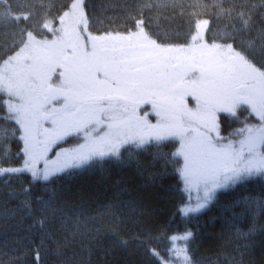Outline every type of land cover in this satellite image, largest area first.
Returning a JSON list of instances; mask_svg holds the SVG:
<instances>
[{
    "label": "snow or ice",
    "instance_id": "obj_1",
    "mask_svg": "<svg viewBox=\"0 0 264 264\" xmlns=\"http://www.w3.org/2000/svg\"><path fill=\"white\" fill-rule=\"evenodd\" d=\"M0 4L8 5L0 10V23L30 19L28 14H15L10 0ZM66 7L58 17L59 28L50 27L48 19L43 21L54 39H36L32 31L21 28L27 39L0 65V93L7 96L0 100L7 113L0 119L19 125L26 157L23 168H0V175L30 171L33 179L47 181L51 175L94 160L119 161L124 144L139 149L149 139L158 144L179 139L180 148L172 159L157 158L173 163L182 156L183 167L178 170L186 190L203 192L195 207L184 209L185 214L207 207L218 189L264 176V14L256 39H245L253 30L252 15L238 14L239 27L233 23L232 31L225 33L233 43L239 37L237 50L233 43L204 40L208 19L195 20L189 43L171 45L153 39L143 19L126 33L93 35L84 0H72ZM213 7L218 9L217 19L226 17L231 22V9L224 8L221 0H215ZM188 97L194 106H189ZM144 104L151 105L156 124L149 122L147 109L139 114ZM240 109L254 114L260 123H248L247 115L241 121ZM221 113L224 120L243 124L233 133L238 140L221 142ZM0 134L6 135L7 130L0 129ZM68 138L76 146L61 147L56 159L49 161L47 153ZM41 159L45 167L38 175L36 165ZM40 203L46 213L56 214L51 201ZM192 238L190 231L170 238L175 264H200L190 250ZM177 240L185 242L183 248L175 247Z\"/></svg>",
    "mask_w": 264,
    "mask_h": 264
},
{
    "label": "trees",
    "instance_id": "obj_2",
    "mask_svg": "<svg viewBox=\"0 0 264 264\" xmlns=\"http://www.w3.org/2000/svg\"><path fill=\"white\" fill-rule=\"evenodd\" d=\"M84 1L93 34L126 33L143 19L153 39L171 45L190 42L196 19L209 20L208 43L214 38L220 44L233 43L225 33L232 31L233 23L239 27L241 12L251 14L254 21L245 39H256L264 14V0H221L224 8L231 9V22L226 17L217 19L215 0ZM71 2L10 0L15 14H28L30 19L0 23V65L19 50L26 31L36 38L52 37L43 21L48 19L50 27L59 28L58 17ZM7 6L0 4V10ZM21 28L26 31L22 33ZM233 47L240 49L239 37ZM2 99H7L6 94L0 93ZM188 100L194 106L191 97ZM146 109L152 112L147 104L139 111L144 114ZM5 115L6 109L0 107V117ZM238 115L243 121L247 114L240 109ZM220 116L221 142L238 140L233 133L243 124L224 120L223 113ZM247 122L260 123L254 114L247 115ZM0 129L7 130L6 135L0 134V168L24 167L19 125L0 119ZM211 135L216 137L215 132ZM72 139L59 147L75 144ZM179 148V139L159 144L149 139L139 149L133 144L122 147L119 161L114 157L94 160L51 175L47 181L33 179L30 171L0 175V264H175L170 238L188 231L193 234L190 250L200 264H264V176L218 190L207 207L185 214L183 207L192 195L178 170L183 157H175L173 163L157 158L172 159ZM41 200L51 201L56 214L46 213ZM174 243L176 248L185 245L183 240Z\"/></svg>",
    "mask_w": 264,
    "mask_h": 264
},
{
    "label": "rangeland",
    "instance_id": "obj_3",
    "mask_svg": "<svg viewBox=\"0 0 264 264\" xmlns=\"http://www.w3.org/2000/svg\"><path fill=\"white\" fill-rule=\"evenodd\" d=\"M84 5H85V1H84ZM84 13H85V15H86V17H87V14H86V11H85V7H84ZM53 28V27H52ZM88 28H89V21H88ZM89 31H90V28H89ZM91 33H92V31H90ZM52 33V32H51ZM53 34V33H52ZM93 34V33H92ZM203 36H204V40L205 41H207L206 40V30H204L203 31ZM85 35H87V34H85ZM93 35H95V34H93ZM100 35H103V34H100ZM55 37H54V35L52 36V37H48L47 39H49V40H51V39H54ZM36 39H41V38H36ZM54 79H55V77H54ZM146 104H144V105H141V106H145ZM148 105V104H147ZM140 106V107H141ZM138 112H139V114L140 115H143V113L142 112H140L139 111V109H138ZM157 119H158V117H156L155 116V114L153 113V112H149V115H148V120H149V122L150 123H152V124H156L157 123ZM46 127L48 126L47 124L45 125ZM63 142V141H62ZM62 142H60L59 144H61ZM80 143H83V140L81 139L80 140ZM129 144H131V143H128V144H124V145H122L121 147H120V149L122 148V147H125V146H127V145H129ZM58 146V147H57ZM57 146H54L48 153H47V158H48V160L49 161H52V160H55L56 159V153L60 150V148L61 147H59V145H57ZM76 146V144H73V145H71V146H64L63 148H72V147H75ZM44 167H45V162H44V160L43 159H41L38 163H37V165H36V169H37V172H38V175L39 174H41L42 172H43V169H44ZM23 168V167H22ZM218 190H221V189H218ZM217 190V191H218ZM189 193H191V195H192V199L191 200H189V204H186L184 207H183V211H184V209H187V208H192V207H195L196 206V204H197V202H198V200H197V198L198 197H200V198H202L203 197V192L201 191V192H198L195 188H192L191 189V191H189V190H187ZM217 193V192H216ZM215 193V194H216ZM202 210V209H201ZM185 212V211H184ZM188 213H191V212H188ZM178 248V247H177Z\"/></svg>",
    "mask_w": 264,
    "mask_h": 264
}]
</instances>
